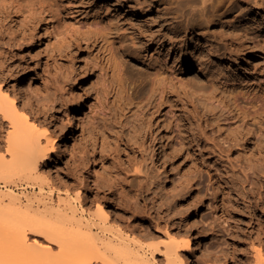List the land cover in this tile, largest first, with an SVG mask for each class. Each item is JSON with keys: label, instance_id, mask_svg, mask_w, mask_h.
I'll return each mask as SVG.
<instances>
[{"label": "rangeland", "instance_id": "1", "mask_svg": "<svg viewBox=\"0 0 264 264\" xmlns=\"http://www.w3.org/2000/svg\"><path fill=\"white\" fill-rule=\"evenodd\" d=\"M137 1L0 0V86L9 92L30 83L37 99L21 94L18 114L35 116L36 128L64 136L72 148V157H61L58 142L40 168L51 175L48 188L63 196L80 190L88 213L104 206L114 227L147 244L164 241L153 225L159 222L221 249L227 264H254V249L264 254V185L247 192L239 167L254 164L264 174V0H237L217 23L196 16L191 29L182 20L164 23L153 10L137 16ZM96 21L103 34L93 32ZM244 57L249 61L239 64ZM80 101L72 132L70 107ZM6 130L0 125V155ZM92 158L95 184L87 174ZM116 172L147 177L152 192L143 197L131 176L117 200L105 183ZM208 173L230 177L216 201L206 191ZM27 180L16 178L11 191L31 193ZM0 190H6L1 182ZM175 191L181 194L174 197ZM149 218L151 236L137 229ZM188 264L206 262L196 249Z\"/></svg>", "mask_w": 264, "mask_h": 264}, {"label": "bare ground", "instance_id": "2", "mask_svg": "<svg viewBox=\"0 0 264 264\" xmlns=\"http://www.w3.org/2000/svg\"><path fill=\"white\" fill-rule=\"evenodd\" d=\"M14 2L16 5L20 4V0H14ZM237 2V0H139L134 4L135 7H138L134 12L137 16H143L147 14L146 10L151 12L153 10L158 20L176 25L182 20L185 23L184 28L191 29L192 27L188 24L192 18L198 16L205 22L217 23L219 17L235 7ZM139 8L141 9L139 10ZM209 11L212 16L206 17V13ZM94 23V28H96L93 32L103 34L99 23L97 21ZM146 24L150 26L152 20L146 19ZM50 28L51 25H48L47 30ZM151 30L152 27L148 29V32ZM202 31L204 32L205 29ZM238 61L239 64H243L249 60L244 57ZM119 67L118 69H120ZM125 70L126 75L130 77L131 70L128 68ZM119 72H122L121 69ZM141 74L137 73V78ZM121 79L123 77L119 78V80ZM141 79L139 81L143 83L144 79ZM150 84L152 87L156 84L154 77L150 78ZM179 85L189 91L191 98H194V89L187 82H179ZM11 91L12 94H10ZM11 91L8 92V89L6 91L0 86V120L7 126L3 138L5 152L0 155V182L6 189L0 190V264H159L157 257H163L164 264H188L196 249L201 252L206 264H227L225 258L220 254L221 249L219 250L214 245V247L208 245L203 240L194 242L186 230L174 234L169 231L167 226L160 227L159 222L154 223L155 232L163 234L165 238L160 243L161 245L158 243L147 244L141 236L128 234L116 228L117 226L114 227L111 224L113 216L104 206L96 204L95 211L92 210L88 213V210L84 209L88 196L82 194L80 190L77 189L75 193L67 190L63 196L64 194L59 190L53 187L48 188L47 185L52 179H50L51 175L40 171V168L49 165L50 155L56 152L58 142L63 147L61 157H72L74 155L72 148L68 146L64 136L53 137L50 132L36 128L33 120L35 116L18 114L21 94L30 93L37 99L36 94L30 89V83L22 81L17 90ZM83 107L82 101L70 107L73 121L70 119L68 121L72 132H75V124L77 125L79 121L77 111ZM201 109L203 112L206 111L203 106ZM95 165V159L92 158L91 164L87 168L88 182L92 184L96 183L93 168ZM253 165L239 167V174L250 186L247 189V192L250 193L258 191L260 183L264 185V174H259L261 167L256 169ZM227 171L234 172L231 169ZM220 173L216 176L208 173L205 184L206 191L212 192L213 201L217 200L213 195L216 196L218 190L224 191L223 185L230 181L228 174L219 175ZM121 174L116 172L110 183L105 182L107 186L109 184L111 194L117 200H123L120 193L126 189V184H129L128 179H131V176H134L133 178L138 181L139 192L143 193V197L146 191L148 193L151 190L148 187L147 177L139 174L131 176L124 174V177H121ZM20 177L28 179L27 184L33 187L31 193L22 195L11 191L10 186L16 182V178ZM165 180L167 181V177ZM188 183L192 184V181H188ZM216 185L218 186L216 187ZM190 189L194 188L190 186ZM196 191L200 193L199 188ZM180 194L179 191H175L174 197ZM137 201L135 200V202ZM135 202H128V204L130 207L135 206ZM149 220V222L146 221L143 225L138 226L137 229L140 233L151 236L153 232L149 231L150 225L146 224H151L152 220L150 218ZM218 246L220 245L218 244ZM253 254L254 264H264V254L260 249H254Z\"/></svg>", "mask_w": 264, "mask_h": 264}]
</instances>
